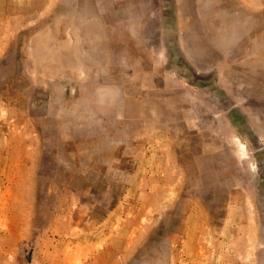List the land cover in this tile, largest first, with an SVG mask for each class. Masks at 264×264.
<instances>
[{
	"label": "rangeland",
	"instance_id": "rangeland-1",
	"mask_svg": "<svg viewBox=\"0 0 264 264\" xmlns=\"http://www.w3.org/2000/svg\"><path fill=\"white\" fill-rule=\"evenodd\" d=\"M0 264H264V0H0Z\"/></svg>",
	"mask_w": 264,
	"mask_h": 264
},
{
	"label": "bare ground",
	"instance_id": "bare-ground-1",
	"mask_svg": "<svg viewBox=\"0 0 264 264\" xmlns=\"http://www.w3.org/2000/svg\"><path fill=\"white\" fill-rule=\"evenodd\" d=\"M242 144V143H241Z\"/></svg>",
	"mask_w": 264,
	"mask_h": 264
}]
</instances>
